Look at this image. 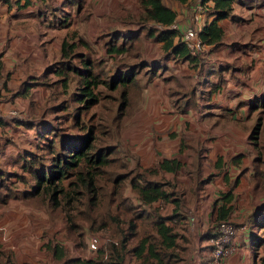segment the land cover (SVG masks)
<instances>
[{
  "label": "rangeland",
  "instance_id": "obj_1",
  "mask_svg": "<svg viewBox=\"0 0 264 264\" xmlns=\"http://www.w3.org/2000/svg\"><path fill=\"white\" fill-rule=\"evenodd\" d=\"M8 1L12 5L13 1ZM64 1L52 0L46 4L34 2L35 10L31 6L33 12H30V16L36 20V23L40 27L37 37L32 38L29 34L15 36L17 37V43L21 42L22 47H24L18 46L25 54V65H27V70L28 73H31V77H25V85L21 82L17 86L7 87L5 90L1 89V92L3 91L4 93L0 95V119L5 122L4 125H1L2 128H0V241L5 243L7 239L10 240L14 246V253L24 252V254L30 256V259L41 257L44 247L49 243L63 245L69 257H79L83 260L90 259L96 255L88 250V238L93 234H97L101 237V245H103L110 235L108 230L96 231V228L99 226L98 221L92 225L94 219L90 217H93L94 213L91 210L89 211L87 199L82 197V199L80 198L71 204H67L64 198L57 208H51L47 197L40 194L29 196L26 193L31 190L30 187L33 184L31 174L26 168L29 164L35 165L32 161L33 157L40 163H49L46 160L49 157V153L46 151L45 141L36 134L39 124L46 121L47 126L52 125L55 128L54 130L57 129L60 135L62 133H75L82 136L89 132L88 128L91 127L94 137L92 142L94 150L106 144H114L113 146L117 147V144L120 143L125 145V148H131V151L128 153L117 152L115 163L104 166L99 172L97 181V185L99 186L98 192L103 196H107L111 191L112 179L116 172L130 171V174H134L137 169V166H135L136 160L133 158V149L140 143L135 138L136 133L134 132V125L138 119H134L133 121V110L130 107L126 109V113L122 117L121 124L123 128L121 127L122 129L118 130V140L116 141V136H113L114 128L116 127L115 123H113V118L116 115L120 100V89L111 90L105 84H99L95 89L98 103L82 112L79 120V125L82 126L80 128L73 125L71 117H69V113H73L72 106L70 105L71 97L73 93L79 91L77 78H68L67 86L65 87L60 82L62 76H57L50 72L43 77L41 72L39 76L34 78L37 72H34L33 69L39 70V62L43 61V59L39 58L41 55L45 58V63L42 65L45 66L43 70L60 61V45L65 40L68 43H76L74 52L81 51L90 58L103 61L104 76L106 74H114L116 70L114 63L118 62L119 57L110 56L106 53L105 41L107 38L106 36H102L112 31V29H102L101 27L105 26L104 22L107 24L112 23L114 26L123 22L128 25H121L122 27H118L119 29L129 27L128 30L131 31L139 28L138 21L142 17L138 11V0H85V2L82 0V8L79 10V13H77L75 5L62 7ZM161 1L180 11L176 10L179 16L176 21L179 25H183L182 22L188 17L186 11L185 16L181 13L185 8L183 7L182 9L178 3L172 2V0ZM197 1L190 0L188 6L191 7ZM53 14L58 19L54 18ZM60 19H66L68 24L59 26L58 20ZM30 24L31 31L29 33L32 34L33 26H37L33 22ZM80 39L87 45L80 42ZM140 39H143L142 36ZM148 39L146 38L145 46L148 47H145V54L150 59L152 51L156 50V56L159 57L160 61L163 56L162 52L152 46V41H148ZM121 56H125L129 64L135 61L133 58L129 59L125 53ZM71 64L78 66L81 65V62L78 59H74L71 61ZM261 74L263 85L260 88L258 87L257 92L263 93L261 95V98H263L264 66ZM32 82H35L36 86L32 87L27 93V97L18 96L19 92L22 93V91L31 88L30 83ZM8 97H11V100L7 99ZM259 100L256 99L255 101L253 100L254 102L248 103L245 106L247 109L245 111L241 109L243 112L238 113V141L240 144L238 143L235 147L230 143L229 145L228 143L226 144L225 140L227 139L225 135L227 133L225 131H222L224 137L220 136V141L217 143H223L224 153L231 155L226 160H222L223 169L227 170L229 177L234 179L240 173L239 184L234 194L236 198L234 203L235 213L231 216V220L237 225L247 224V219L252 217L255 208L264 201V107H260ZM253 105H256V108H252ZM65 107H67L66 110L64 109ZM227 116V114L225 118L220 116V122L215 124H220L221 127L228 125L230 119ZM256 125H259V131L254 135L255 139L249 140L250 131ZM16 126L20 128L18 129ZM242 134L246 137L245 141L242 139ZM203 138H205L203 139L204 145H211L208 135ZM251 141H253L254 145L251 144ZM228 148L229 150H226ZM238 154H241L237 159L239 162L234 165L230 159ZM205 163L209 164L207 161ZM214 169L212 163L206 165V171H203L201 176L204 178L210 174L220 176L221 174H217L218 169ZM216 176L213 178L215 182L218 180ZM162 181L168 182L165 178ZM125 185L122 186L119 200L121 197H129L134 200L135 197H133L130 188ZM173 185L175 186V183ZM217 185L220 186L219 183ZM209 187L211 186H205L204 191L200 193L202 195L208 194ZM223 187L225 188V186ZM179 190L185 193L188 192L189 187L186 188L182 185ZM6 195H8V198H6ZM185 195L187 194L185 193ZM184 199L185 204H191V196L184 197ZM117 200L118 198L111 205L113 212H117ZM209 203L211 206L212 200ZM100 210L106 213V210H102L101 208ZM162 212L166 214L167 208L163 206ZM185 213L187 220L176 224L179 234L186 239V241L184 239L178 240V243L185 247L182 254L183 260L186 258L187 255L185 256V253L188 249L190 250L191 245L194 247L198 242L199 244L202 243L198 238L200 234L210 227L211 223L209 222L205 227L200 228V212L195 213L192 210L189 212V208H187ZM209 213L211 215V212ZM191 217L194 218L193 225H191ZM104 221L107 222L106 216L104 217ZM6 227L8 235L3 230ZM253 231L257 237L264 240V229L258 228ZM112 235L114 236V234ZM24 248L26 250L23 251L22 249ZM44 252L47 253L46 250ZM248 252L250 255L248 264H263L264 245L257 248L253 247V250L250 249ZM47 254L49 255L50 253ZM127 257L131 261L130 264L135 263L134 258ZM41 259L43 258L41 257ZM45 263L48 264V262Z\"/></svg>",
  "mask_w": 264,
  "mask_h": 264
},
{
  "label": "trees",
  "instance_id": "obj_2",
  "mask_svg": "<svg viewBox=\"0 0 264 264\" xmlns=\"http://www.w3.org/2000/svg\"><path fill=\"white\" fill-rule=\"evenodd\" d=\"M3 1L11 5L8 0ZM20 1L16 0L14 3L20 5ZM23 1V6L31 4V0ZM37 1L45 3L47 0ZM174 1L185 4L188 0ZM201 1L203 3L209 0ZM212 1L215 18L210 23L205 24L199 32L202 42L207 45H217L222 40L223 32L217 21L228 17L235 0ZM82 3V0H65L62 7L75 5L76 10L79 11L82 8ZM138 9L142 12V19L140 18L141 21H138L139 28L131 31H111L102 35L107 38L105 41L106 53L110 56L119 57L118 62L114 63L116 67L114 74L104 76L103 61L90 58L81 51L74 52L76 43H68L65 40L60 45V61L47 67L42 74L45 77L52 72L57 76H62L60 82L65 87L68 78H77L79 91L73 93L71 97L70 105L73 113H69V117H71L72 124L80 128L82 126L79 125V120L82 112L98 103L95 89L99 84L103 83L111 90L120 89V100L116 115L113 118V123L116 126L113 136H116V141L119 137L118 130L123 128L121 122L126 109L130 107L133 110L135 103L141 97L142 80L150 81L158 75L157 70L161 69L157 63L139 59L141 36L162 43V50L167 54V57L172 55L183 61H193L194 58H203L204 56L190 55L181 41L179 32L168 28L176 20V13L165 6L161 0H138ZM53 15L54 18L58 19L55 14ZM58 23L59 26L68 24L66 19H60ZM79 41L87 45L81 39ZM124 53L129 59L133 58L135 61L129 64L126 57L121 56ZM74 59H78L81 65H72L71 61ZM212 90L213 85L210 91L203 92V95L208 98V94ZM259 105L264 107V97L260 98ZM252 108H256V105H253ZM64 109L66 110L67 107ZM0 123H2L1 119ZM258 126L256 125L251 129L249 140L255 139L254 135L259 131ZM54 129L52 125L48 127L46 121L39 124L36 129V134L45 141L44 144L47 148L45 149L49 153L46 160L49 163L43 164L37 161L35 157L33 160L31 158L35 165L29 164L26 168L31 174L33 184L30 187L31 190L26 193L29 196L40 194L47 197L51 208H57L64 198L67 204H71L83 197L87 199L89 211L94 213L93 217H90L94 219L92 225L96 224L97 221L99 222L96 231L108 230L110 235L103 245L100 244L101 246L92 252L96 255L95 257L84 260L79 257L67 256L68 252L61 244L49 243L44 248L53 259L59 264H130L131 261L127 257L130 256L134 258V264H180L183 261L182 254L185 247L180 245L178 240L184 239L186 241V239L179 234L176 224L187 220V215L183 210L185 199L178 197L176 191H172L174 186L170 181L166 182L162 179L165 178L164 172L175 173L180 169L181 164L176 159H163L158 161L154 167L140 170L134 155L135 166H137L136 172L134 174H130V171L116 172L112 179L111 191L107 196H103L98 192L99 172L104 166L115 163L117 152L128 153L129 148L126 147L127 150L125 145L116 142L117 147H114V144H106L94 150L92 147L94 137L91 127L88 128L89 132L82 136L75 133H62L60 135L57 129ZM252 142L251 144L254 145ZM239 156L241 154L232 157L231 163L237 164ZM222 160V158H217L214 168L224 172V177H229L227 170L223 169ZM214 176L216 175L210 174L204 178L200 171L193 184L192 192H202L205 185L212 182ZM239 179L240 173L226 184L227 188L218 197L212 200L211 212L214 211L215 218L212 219L210 227L199 237L207 241L220 222L228 221L236 229L245 226L247 231L245 245L249 251L250 249L253 250V247L257 248L264 245V240L257 237L253 231L258 228L264 229V201L255 208L252 217L247 219V224L237 225L234 223L231 220L236 200L233 191L238 186ZM125 184L130 188L133 197H135L134 200L129 197H121L119 200L122 186ZM116 198L119 200L116 203L117 212H113L111 205L116 201ZM160 201H162L161 204H159ZM167 203H173L175 207L171 213L163 214V206ZM100 208L106 210V213H103ZM105 216L107 222L104 221ZM131 244L133 245L131 246ZM262 262L264 264L263 259Z\"/></svg>",
  "mask_w": 264,
  "mask_h": 264
},
{
  "label": "crops",
  "instance_id": "obj_3",
  "mask_svg": "<svg viewBox=\"0 0 264 264\" xmlns=\"http://www.w3.org/2000/svg\"><path fill=\"white\" fill-rule=\"evenodd\" d=\"M12 1V5H9L0 0V95L4 93L1 92V89L17 86L21 82L25 85V77H31V73H28L27 65H25V54L18 48L19 45L22 47V43H17L15 36L29 34L33 38L37 37V32L40 30L36 20L30 16V12H33L31 6L35 10L34 2L39 1L31 0V4L27 6H23V0L20 1V5L14 3L16 0ZM49 1L52 0L39 3L46 4ZM172 2L176 1L172 0ZM189 2L190 0L185 4L176 2L182 9L185 8L181 13L184 16L186 12L188 14V17L182 22L184 26L193 22L196 17V23L202 29L205 24L215 18L212 0L203 3L198 0L191 7L188 6ZM163 4L175 11L177 20L179 17L177 11H180ZM138 11L142 15L139 9ZM31 22L37 26H33L32 34L29 33ZM104 24L102 29L129 31V27L118 28L128 25L123 22L115 26L112 23L104 22ZM217 24L223 32L222 40L217 45L205 44L203 58H194L193 61H183L172 55L167 57V54L162 50V43L156 42L152 38H149L148 41H152V46L161 51L163 56L159 61L155 50L152 51L149 59L145 54V47H148L145 46L146 39L139 40L140 59L157 63L161 69L157 70L158 75L150 81L142 80V94L133 109V121L138 119L134 125L135 138L140 143L134 147V153H132L137 159L139 169L154 167L158 161L163 159H176L181 164L180 169L175 173L164 172L163 176L172 184L175 183L172 191H176L178 197L191 196V204H185L183 210L189 208V212L191 210L195 213L200 212V228L211 222L215 215L214 211L211 212L208 202L218 197L226 189V184L233 178L224 177V172L218 171L217 174L221 175L216 176L218 177L217 182L212 180L211 183L205 185L206 187L211 186L206 195L192 192L191 187L193 189L198 173L201 171L202 175L203 171H206V165L212 163L214 167L217 158L223 160L229 158L230 154L224 153L223 143L217 144L220 141V136L224 137L222 131L227 133L225 135L226 144L230 143L234 145L233 147L240 144L238 141V113L243 112L241 109L245 111L247 109L245 106L248 103L260 99L263 95L257 91L258 87L263 85L261 72L264 66V0H235L231 13L228 17L218 20ZM39 58L43 61L39 62V70L33 69L34 72H37L34 78L45 71L43 70L45 66H42L45 63V58L42 55ZM30 85L31 88L22 91V93L19 92L18 96L27 97V93L36 86V83L32 82ZM212 85L213 90L207 98L203 92L210 91ZM5 94L7 93L5 92ZM7 99L11 100V97ZM226 114L230 119L228 125L224 127H221L220 124L216 125L215 123L220 122V116L225 118ZM4 123V121L0 123V128ZM16 128L20 127L16 126ZM207 135L211 145L203 144V139H205L203 137H207ZM245 138V135L242 134L244 141ZM129 150L131 151V148ZM207 150L208 152H206ZM205 161L209 164H206ZM225 178L227 179L225 180ZM182 185L186 188L189 187L188 192H185L188 196L179 190ZM236 188H234V194ZM161 203L162 201L159 202V204ZM164 207L167 208V213H171L175 206L173 203H167ZM242 227L237 229L234 237L236 247L234 252L223 259V264H248L250 255L245 245L247 231L246 229L241 230ZM3 230L7 233V227ZM198 240L202 243L198 242L194 247L191 245L190 250L188 249L185 253L186 258L180 264L208 263L210 246L201 237ZM13 249L14 246L10 240L7 239L5 243L0 241V264H46L45 262L59 264L50 254V256L47 254L48 252H44L45 248L41 256L43 259L41 257L30 259V256L24 252L14 253Z\"/></svg>",
  "mask_w": 264,
  "mask_h": 264
},
{
  "label": "built area",
  "instance_id": "obj_4",
  "mask_svg": "<svg viewBox=\"0 0 264 264\" xmlns=\"http://www.w3.org/2000/svg\"><path fill=\"white\" fill-rule=\"evenodd\" d=\"M196 17L193 22L187 25H179L175 20L168 28L180 32L181 41L192 56H199L205 54V44L202 42L199 32L201 31L199 25L196 23ZM191 225H193L194 218H190ZM245 229V226L241 228ZM237 229L231 222L222 221L214 229L212 235L207 240L210 246L208 264H223V259L232 254L235 250L234 237ZM101 244V237L93 234L88 238L87 246L90 252H94Z\"/></svg>",
  "mask_w": 264,
  "mask_h": 264
}]
</instances>
